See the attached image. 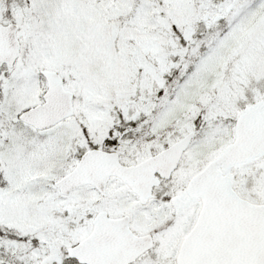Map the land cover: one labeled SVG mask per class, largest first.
<instances>
[{
	"label": "snow or ice",
	"instance_id": "6c2138e0",
	"mask_svg": "<svg viewBox=\"0 0 264 264\" xmlns=\"http://www.w3.org/2000/svg\"><path fill=\"white\" fill-rule=\"evenodd\" d=\"M0 264H264V0H0Z\"/></svg>",
	"mask_w": 264,
	"mask_h": 264
}]
</instances>
